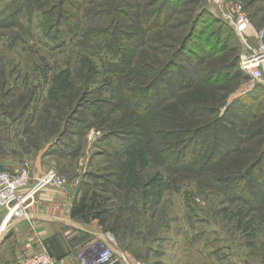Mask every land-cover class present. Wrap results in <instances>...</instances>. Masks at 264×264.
<instances>
[{
    "label": "rangeland",
    "instance_id": "obj_1",
    "mask_svg": "<svg viewBox=\"0 0 264 264\" xmlns=\"http://www.w3.org/2000/svg\"><path fill=\"white\" fill-rule=\"evenodd\" d=\"M238 1L253 24L248 42L256 46L259 38L264 41V0ZM68 5L66 26L73 31L55 39L45 30L43 8L49 5L42 0H0V169L40 157L76 183L78 200L97 208L85 219H97L120 249L145 264H264V188L251 204L245 199L248 188L236 181L264 148V85L255 82L240 94L251 86V74L240 65L248 50L219 6L212 0ZM102 12L110 17L108 28L119 26L118 18L133 35L122 34V42L110 35L109 45L93 40ZM234 56L238 68H225L214 88L186 91L188 130L207 121L191 118L193 105L211 106L223 96L218 114L238 129L235 139L243 148L217 166L215 175L205 172L209 167L186 171L168 151L150 155L136 133L128 149L125 125L133 100L143 94L142 88L132 93L134 84L157 79L158 102L164 80L174 82L171 64H178L179 78L201 77ZM112 101L118 105L108 107ZM175 104L155 108V121L146 119L143 126L158 129L161 117L167 132ZM165 136V146L182 138ZM96 211L102 212L99 218Z\"/></svg>",
    "mask_w": 264,
    "mask_h": 264
},
{
    "label": "trees",
    "instance_id": "obj_2",
    "mask_svg": "<svg viewBox=\"0 0 264 264\" xmlns=\"http://www.w3.org/2000/svg\"><path fill=\"white\" fill-rule=\"evenodd\" d=\"M71 1L73 0H42V2L45 5H49L48 9L43 8L47 17L45 19V26H46L45 30L47 31V29H49L50 31L49 35H53L52 37L55 39L66 33L68 34L73 31V29L68 30L66 26V22H67L66 17L72 15V13H70L71 10L68 5ZM51 13H53L55 16V19L53 18V20L49 18L50 16L49 14ZM109 19L110 17L107 15V13L102 12V14L99 17L100 26L95 30L96 33L94 34V36H92L93 40H96L99 43H103V44L106 43L109 45L108 39L110 35H112L113 37L115 36L116 40L120 42H122V38H121L122 34L123 36L124 35L126 36L127 33L133 35L131 30L129 29L124 30L123 28L120 27L118 18L116 19V22L114 24L119 26L108 28L107 24ZM118 47L119 49H123L120 48V46ZM214 47L215 46L212 45V48H210L209 53H212L214 51L213 50L215 49ZM115 49L117 52L118 51L117 47ZM123 54H124V50H123ZM238 64L239 61L237 56L234 58L233 62L231 61V63L229 64L228 63L223 64L222 65L223 67H215V69L209 71L208 74L204 76L185 77V78H179L178 64L177 63L171 64V66L169 67H171L172 70L171 72L168 73H174L175 75L174 82L169 83L170 82L169 79L164 80L163 85L164 84L167 85L165 88L168 87L167 88L168 92H166L163 86L162 95L167 96V98L165 99V97L162 96L161 98H159V100H157L158 102H156V96L161 95V93L158 87L157 79L153 78L149 82L150 80L149 78L148 80L142 82V84L140 83L136 85L134 84V86L131 88L133 90L132 93L142 88L140 91L143 92V94H142V100L139 99L133 100L132 103L133 110L130 109L131 114L133 116L130 122L125 125L128 127L125 132L128 134L127 135L128 138H126L127 140H125L126 145H128V149L130 143L132 142V140L129 139L131 137V133H136L138 141L140 142V144L143 143L142 147L146 151H148L150 155L168 151L169 154L176 155V159H174V156L172 158L174 164L180 165L181 167L183 166L186 167V171L198 170L204 167H209L208 170H205V172L215 175L216 172L220 169L217 166H220V164H223L224 162L229 160L233 155L240 153V151L242 150L243 146L242 144H240V140L235 139L236 132L238 131V129L233 128L231 126H226L224 116H220L218 114V111L220 110L221 106L224 104V99L226 97L223 96L221 98H213L211 106H208L206 104L193 105L192 108L193 110L191 111V118L193 117L195 119L197 118L204 119V117H206L207 121L209 122L206 121L203 124L191 130H188V127L186 126V124H188L186 122V91L187 89H191L193 87L196 89H202L203 87L214 88L215 83L219 82L220 77L222 75H225L224 73L225 68L236 69L238 68ZM132 69L134 72L137 71V69L134 66H132L131 70ZM197 82H200L201 85L197 86ZM128 89L130 88H127V90ZM152 93H154L153 97H151ZM129 97L132 98L131 96ZM167 100L169 101V103ZM115 101L108 102L107 106L112 107V104L113 107L117 106L118 104ZM173 102H176V104L174 105L175 109L172 112H170L169 115L170 116L174 115V116L170 118L171 126L167 130V132H165V129H163L162 126H160V122L163 119L161 117H159L160 119L158 120V124H157L158 129L150 128L149 130L148 126H143V122L146 119H151L152 122L155 121L154 118L155 108H158L156 112L163 108L165 110V108H167L168 105H169L168 108H170V105ZM230 106L229 108H231ZM134 111L137 113V115ZM130 124L133 125L129 126ZM165 135H169L170 137L174 136L175 139L179 138L178 136H182V138H180L179 141L170 144L169 146H165V141H164V138L166 137ZM223 150L226 152V154H223ZM217 152L218 154H221L220 157L216 155ZM216 159L219 162H216L213 165L209 166V164L215 162ZM216 167L219 169L215 170ZM230 177L231 176H229L228 178ZM236 179L238 183H243L242 185L248 188L246 192L249 196L248 195L245 196V199L249 203L255 204L262 195L261 189L264 188V148L261 150L260 155L252 163H249V165L246 168V172ZM255 179L258 180L255 181ZM241 193H243V190H241ZM96 209L97 208H95L93 204L86 202L85 198H81V200L79 199L75 202L72 208V216L81 217L82 219L90 218V215H93L94 213L92 212ZM95 215H96L95 217L99 218V216L102 215V212L96 211ZM101 221L105 222V219H101Z\"/></svg>",
    "mask_w": 264,
    "mask_h": 264
},
{
    "label": "built area",
    "instance_id": "obj_3",
    "mask_svg": "<svg viewBox=\"0 0 264 264\" xmlns=\"http://www.w3.org/2000/svg\"><path fill=\"white\" fill-rule=\"evenodd\" d=\"M212 1L219 6L221 16L232 26L248 50L241 55L240 65L251 74V86L242 88L240 94L249 92L255 82L264 85V41L259 38L256 46L248 42L253 24L243 3L238 0ZM68 182L65 174L54 168L37 169L32 160L22 161L17 170L0 169V206L7 210L6 224L30 220V207L37 193L48 186L65 187ZM81 258L82 264H145L128 251L120 249L115 235L110 231L103 232L102 238L89 245ZM23 264H56V261L46 250H42L27 256Z\"/></svg>",
    "mask_w": 264,
    "mask_h": 264
},
{
    "label": "crops",
    "instance_id": "obj_4",
    "mask_svg": "<svg viewBox=\"0 0 264 264\" xmlns=\"http://www.w3.org/2000/svg\"><path fill=\"white\" fill-rule=\"evenodd\" d=\"M13 163L9 170L19 169L21 163ZM33 163L37 169L53 168L40 157L33 159ZM79 194L74 181L69 180L65 187L48 186L37 193L30 207V220L14 223L6 224L7 210L0 206V264H23L27 256L42 250L56 264H82L81 255L102 238L104 231L97 219L72 216Z\"/></svg>",
    "mask_w": 264,
    "mask_h": 264
}]
</instances>
